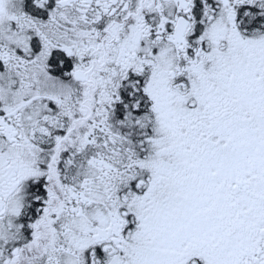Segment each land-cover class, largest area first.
Instances as JSON below:
<instances>
[{
  "label": "snow or ice",
  "instance_id": "6c2138e0",
  "mask_svg": "<svg viewBox=\"0 0 264 264\" xmlns=\"http://www.w3.org/2000/svg\"><path fill=\"white\" fill-rule=\"evenodd\" d=\"M0 264H264V0H0Z\"/></svg>",
  "mask_w": 264,
  "mask_h": 264
}]
</instances>
